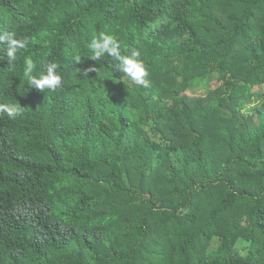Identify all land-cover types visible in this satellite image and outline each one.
<instances>
[{"label": "trees", "instance_id": "1", "mask_svg": "<svg viewBox=\"0 0 264 264\" xmlns=\"http://www.w3.org/2000/svg\"><path fill=\"white\" fill-rule=\"evenodd\" d=\"M2 31L29 42L0 60V264H264V0H0ZM102 32L147 86L90 59Z\"/></svg>", "mask_w": 264, "mask_h": 264}, {"label": "clouds", "instance_id": "2", "mask_svg": "<svg viewBox=\"0 0 264 264\" xmlns=\"http://www.w3.org/2000/svg\"><path fill=\"white\" fill-rule=\"evenodd\" d=\"M29 38H17L15 31H2L0 32V48L4 55L0 56V60L7 58L8 65L12 66L18 58L20 50L28 46ZM91 53L90 59L93 61L102 60L105 56L111 57L116 61L114 68L118 69L134 84L138 86H147L146 77L149 72L144 62L139 58L140 53L133 50L130 55H122L120 51V43L114 35L100 33L97 37H93L87 44ZM79 59V58H78ZM25 75L28 76L30 86L35 87L37 90L55 92L62 88V75L58 69L59 63L50 62L45 65V73L41 74L39 78L32 75L36 67L35 61L32 58H27ZM89 71H96L95 68H89L84 72L88 75ZM24 108H21L15 103H0V113L6 114L9 119L15 120Z\"/></svg>", "mask_w": 264, "mask_h": 264}, {"label": "rangeland", "instance_id": "3", "mask_svg": "<svg viewBox=\"0 0 264 264\" xmlns=\"http://www.w3.org/2000/svg\"><path fill=\"white\" fill-rule=\"evenodd\" d=\"M217 86H218V84H216L215 82H212L207 87H205V86L200 87L199 86L200 89L197 88L196 92L193 93L192 91H188L187 94L194 95L196 97L206 96L208 92L214 90ZM253 91H255L256 93H264V86L261 88H255ZM252 102H254V104L256 103L255 100ZM254 104L251 103V104L246 105L245 108H243V110H241V112H240L241 115H244V116L249 115L251 113V109H252ZM216 244H217L216 241L213 242V248L216 247ZM243 246H244V242L239 241V243L237 244V248H241Z\"/></svg>", "mask_w": 264, "mask_h": 264}]
</instances>
